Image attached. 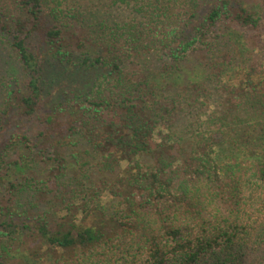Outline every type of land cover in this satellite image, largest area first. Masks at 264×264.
<instances>
[{
    "label": "trees",
    "instance_id": "16d2710c",
    "mask_svg": "<svg viewBox=\"0 0 264 264\" xmlns=\"http://www.w3.org/2000/svg\"><path fill=\"white\" fill-rule=\"evenodd\" d=\"M262 5L0 0V264H264Z\"/></svg>",
    "mask_w": 264,
    "mask_h": 264
},
{
    "label": "rangeland",
    "instance_id": "374dc122",
    "mask_svg": "<svg viewBox=\"0 0 264 264\" xmlns=\"http://www.w3.org/2000/svg\"><path fill=\"white\" fill-rule=\"evenodd\" d=\"M257 3H259V5H262V0H256ZM255 9H256V6H255ZM258 13H262L264 12V5H262V7L256 9ZM263 16V17H262ZM261 18L263 19V28H264V13L261 15ZM261 28L260 29V37H259V40H257V38H255L253 36V32H245L243 31L240 32L242 33V37H241V41H243L245 47H246V50L244 51V54H243V57L245 59L249 58L248 56L253 54L254 57L256 58H259V60L262 61V63L264 64V47H262L263 43H264V29ZM257 53L260 55L258 56ZM13 56V55H12ZM76 59H79L80 58V53L76 54ZM5 59H10V56H9V52L8 53H0V75L2 73V71L4 70V68L6 67V65L4 64V60ZM239 57L237 56L236 57V60H238ZM242 60V59H241ZM190 61L192 62L191 66L190 67H186L184 69H187L189 68V73L191 72V74L193 75V79H196V78H199V77H202V73L198 70V64L197 62H193L191 59L188 60V65L190 64ZM67 71V70H66ZM64 71L60 74L61 77L58 78V80L56 79L53 83V87L54 88H57L58 86L60 87V89L67 93L68 91H71L76 94L77 96L80 94L79 93V85L81 83L85 84L87 83L86 85H89V83H91L90 80L87 81V79H85L83 82H81L78 86L77 84L80 82V80L76 81V82H73L74 79L77 77L76 76V72L74 69H70L69 71ZM66 72V73H65ZM65 73V74H64ZM63 96V95H61ZM108 199V196H105L103 198V201L107 200ZM64 212H59V213H56L57 216L59 215H62ZM24 219V218H23ZM23 221V220H21ZM2 247V244H0V248ZM10 252V251H9ZM11 253V252H10ZM15 254L20 258L22 259L23 261H25L27 264H49L48 261L46 260H30L28 259L27 257H29V255L27 254V249H25L24 251L20 250V253H16Z\"/></svg>",
    "mask_w": 264,
    "mask_h": 264
}]
</instances>
